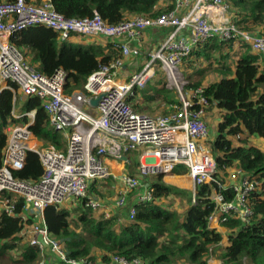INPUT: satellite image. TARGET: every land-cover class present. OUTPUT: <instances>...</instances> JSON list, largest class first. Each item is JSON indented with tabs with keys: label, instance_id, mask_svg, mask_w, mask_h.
Here are the masks:
<instances>
[{
	"label": "built area",
	"instance_id": "obj_1",
	"mask_svg": "<svg viewBox=\"0 0 264 264\" xmlns=\"http://www.w3.org/2000/svg\"><path fill=\"white\" fill-rule=\"evenodd\" d=\"M171 5L173 9L157 17L131 15L120 23L108 24L95 11L90 17L66 18L54 9L51 0L0 3V92L12 83L16 87L14 104L17 94L38 98L49 125L61 134L65 146L64 151H56L43 145L30 130L34 112L17 114L15 106L12 117L25 116L27 123H10L2 130L6 143L0 166V213L19 217L21 235L39 250L35 264H47L49 255H55L57 264H91L87 258L67 257L61 241L50 236L43 219L47 206L66 208L81 202L92 211L104 209L107 219L116 216L118 223L124 218L133 221L136 204L157 201L149 177L162 176L163 184L190 193L192 204L199 188L206 186L210 191L205 198L214 204L207 223L210 230H220L230 219L240 220L244 226L251 220L250 199L261 191L263 181L239 167H218L214 154L197 143L209 137L207 109L215 103L204 96L205 87L184 88L180 67L196 50L212 42L225 47L239 43V47L264 56V17L259 33H254L242 30L227 12L228 0H173ZM33 26L53 30L59 43L73 36H102L112 42L118 56L99 65L81 89L67 93V73L62 68L45 75L11 43L13 34ZM146 30H162L164 35L152 50L146 47L142 51ZM140 58L141 68L127 81L117 79L120 74L123 77L130 59ZM154 68L177 93L166 113L158 116L138 112L127 100L135 88L151 83ZM100 95L97 107H92L90 100ZM27 152L38 156L43 169L36 180L15 175L23 170ZM129 152L137 153L133 162L128 160ZM125 163L135 165L138 175L127 171ZM179 166L188 173L173 174ZM168 177H184L185 181L174 185L166 181ZM110 179L119 189L107 204L91 190L93 184ZM229 193L233 197L226 200ZM110 264L145 263L113 255Z\"/></svg>",
	"mask_w": 264,
	"mask_h": 264
},
{
	"label": "trees",
	"instance_id": "obj_2",
	"mask_svg": "<svg viewBox=\"0 0 264 264\" xmlns=\"http://www.w3.org/2000/svg\"><path fill=\"white\" fill-rule=\"evenodd\" d=\"M3 1L15 0H0V3ZM228 1L235 8L246 11L249 23L253 21L248 28L260 25L264 17V0ZM156 2L157 0H51L54 9L66 18L90 17L95 11L108 24L120 23L131 15L157 17L160 12L155 9ZM173 8L174 5H171L169 10ZM11 43L22 50L45 75H51L62 68L67 73V93L81 89L87 77L99 65L107 64L118 56L112 44L107 45L109 52L105 54L102 48L95 45L59 43L57 34L44 26H33L13 34ZM215 44L218 45L217 42ZM208 45L211 43L202 47ZM201 48L197 50L198 53L195 51L193 54L200 56L203 50ZM260 58L262 67L258 63ZM8 86L9 88L0 92V166L6 143V135L2 131L4 126L10 123L22 125L28 121L25 116L20 119L12 117L16 87L12 83ZM198 87L201 84L189 85L193 89ZM204 96L223 111L212 151L218 167H239L263 181L261 191L253 193L250 199L253 210L251 220L245 226L235 219H230L225 224L233 229V234L229 236L226 247L221 250L219 259L221 264H243L244 260L247 264H264V152L254 146L234 147L228 138L246 132L250 136L264 139V56L249 52L242 54L236 61L234 77L223 78L205 87ZM150 99L153 100L154 97ZM21 109L24 113L35 114L30 125L35 138L46 142L56 151L64 150L62 136L48 125L38 98H24ZM209 134H212L210 125ZM177 168L180 167H176L173 174H186ZM42 172L38 156L27 152L23 170L15 175L21 179L36 180ZM181 178L183 177H168L166 181L175 185ZM183 180L185 181H181ZM148 183L157 201L136 204L134 220L121 227L119 232H113L111 228L113 223L119 224L116 216L109 219L100 216V219L93 221L88 213L89 209H85L81 202L72 209L47 206L43 211L47 231L50 236L61 241L67 257L87 258L91 264H110L113 255H121L127 259L139 258L145 264H175L176 259L183 257L190 264H207L210 247L222 241V235L208 229L207 225L214 208V204L205 198L210 190L206 186L200 187L196 203H191L180 216L175 211L168 210L162 200L167 201L182 192L191 196L190 193L163 184L162 176L153 177ZM94 187L95 184L92 185ZM227 195L226 200L232 199L233 194ZM18 211L20 205L17 213ZM71 211L79 214L74 228L70 219ZM30 222L28 220L26 224L29 225ZM21 230L22 222L19 217L0 213V259L11 251L19 250V264H35L39 259V250L29 244L21 235ZM87 237L91 238V242ZM93 248L105 254L97 260L91 255ZM49 259L47 264L50 263Z\"/></svg>",
	"mask_w": 264,
	"mask_h": 264
},
{
	"label": "rangeland",
	"instance_id": "obj_3",
	"mask_svg": "<svg viewBox=\"0 0 264 264\" xmlns=\"http://www.w3.org/2000/svg\"><path fill=\"white\" fill-rule=\"evenodd\" d=\"M172 2L173 0H157L155 4V9L161 14L162 12L167 11V9H169ZM227 12L233 17L234 20L238 21L240 28L244 31L247 30L251 31L256 27L260 26L255 24L252 25L250 28H248L251 25V23H253V21L251 20V23H249L250 20H247L248 18L246 15L247 14L246 11L235 8L231 3H230V8L227 10ZM94 38L95 37H93L92 39ZM83 39L90 40V38H83ZM105 40H107L108 43L110 41L108 39ZM153 44L154 46H156L155 43ZM153 44L151 43L149 46H147L146 50H152ZM239 46H240L239 43H234L231 45V47H225L222 45L221 46L216 45L215 42H212L210 46L208 45L206 47L201 48V50L202 49L203 50L200 53V56L194 55L195 53H198V51L196 50V52L192 54L191 57H189L180 67V77L181 80L184 82V88L189 89V85L196 83L201 84V87H207L210 84L216 83L223 78H227V77L233 78L234 71L236 68V61L238 57H240L241 53L244 54L250 52L249 48L244 46L243 47H239ZM145 47H146V42L142 44V51H144ZM108 52H109V47H108ZM134 60L138 64V67L141 68L143 64L142 59L140 58ZM258 63L262 67L261 58L258 60ZM136 70L137 69L133 70L131 73H127L125 71L122 74L123 77L120 74V77H117V79L127 81L128 77ZM155 73H156L155 77L152 79L149 85H147L145 88L142 89L135 88L134 96L129 97L127 99L128 103L131 106H133L138 112L142 114H148L151 116H158L165 114L168 105L176 99V95H177L175 89H170L169 87L166 86V81L163 73L157 70H155ZM260 91L261 90H259V92ZM16 97H17L16 98L17 101L15 103V111L17 112V114H21L22 113L21 101L23 102L24 98L21 97L19 94H17ZM150 97H154V99L151 100ZM40 106L42 109L41 101H40ZM207 112L209 114L207 123L210 125L212 134H209V137L207 139L197 140V143L202 144L203 146H205L206 150L212 152L215 135H217V126L222 121L223 111L218 109L215 105H211L209 109H207ZM228 138L232 141L234 147L254 146L261 149V151L264 152V139L250 136L246 132ZM42 144L49 146V144H47L44 141H42ZM136 154L137 153L135 152H129L127 155L128 160L133 162L134 158L136 157ZM125 166L127 167V171H129L131 174L138 175V169L135 165H130L128 163H125ZM177 170L182 171L183 173L185 172L186 174L188 173V170L184 169L183 167L177 168ZM152 178L153 177H149L148 181H151ZM181 180L182 179H178V182L175 185L181 183ZM107 181L104 182L107 184H95V187L91 191H93L96 194V196L101 198L102 201H104L107 204H110L111 201H113V197H115L116 192L119 189V186L112 179ZM182 193H180V195L177 196H172L165 203L166 208L168 210L175 211L180 216L183 215L184 211L192 203L190 200L191 196ZM97 212L98 210H96V212L89 210L88 212L90 214V217L93 219V221L100 219V216H98ZM78 216L79 214H77V211L70 212L71 222L73 221L74 223L72 225L73 226L72 228L76 226ZM128 224H130V222L126 218H124L123 221L119 224L113 223V227L111 225V228L113 232H119L121 227H124ZM218 231L222 235V241L218 245H214L210 247L209 255L207 258V264H221V261L219 259L221 250L223 249V247H226V245L228 244L229 236L233 234V229H230L227 225L222 226V228ZM86 239L91 242L90 237H87ZM19 252H20L19 250H15L3 256L0 259V264H19L18 263ZM102 254H105V252L97 248L92 249L91 255L95 256L97 260L100 259ZM47 258L48 259L50 258L49 259L50 263L52 262L54 264L56 261L55 255H49ZM175 262H176L175 264H190L188 259L185 257L178 260L176 259ZM169 264H174V263L170 262ZM243 264H247V262L244 260Z\"/></svg>",
	"mask_w": 264,
	"mask_h": 264
},
{
	"label": "crops",
	"instance_id": "obj_4",
	"mask_svg": "<svg viewBox=\"0 0 264 264\" xmlns=\"http://www.w3.org/2000/svg\"><path fill=\"white\" fill-rule=\"evenodd\" d=\"M253 32L254 33H259V26L256 27L255 29H253ZM163 35H164V32L162 30H146L144 35H143V41L146 42V47L149 46L151 43H158L161 41V39L163 38ZM69 43H72V44H83V45H95V46H98V47H101L103 48L104 50V53L106 54L108 52V47L107 45L108 44H112V42L105 40L104 38L102 37H95L94 39H90V40H87V39H83L81 37H70L69 40L67 41ZM113 45V44H112ZM154 45V44H153ZM145 47V48H146ZM251 54H254L256 55L255 53H252L251 51L249 52ZM242 55V53L240 54V56ZM239 58V57H238ZM133 61V62H132ZM128 65L125 66V71L127 73H131L133 70L135 69H138V64L135 62V60L133 59H130L129 62L127 63ZM149 85V84H148ZM24 98V97H23ZM21 104H22V101H21ZM183 175H186V174H183ZM108 182V181H107ZM98 184H107V183H104V182H100ZM101 199V198H100ZM79 202H76L70 206H67L66 208L68 209H72L76 206H79ZM82 204V203H81ZM83 206V205H82ZM85 208V207H84ZM86 209V208H85ZM104 210V209H103ZM103 210L101 211H98L97 214L98 216H104L105 218V215H104V212ZM93 212H96V211H93ZM103 212V213H102ZM107 219V218H106ZM50 262V261H49ZM51 264V263H50ZM54 264H57V262H55Z\"/></svg>",
	"mask_w": 264,
	"mask_h": 264
},
{
	"label": "water",
	"instance_id": "obj_5",
	"mask_svg": "<svg viewBox=\"0 0 264 264\" xmlns=\"http://www.w3.org/2000/svg\"><path fill=\"white\" fill-rule=\"evenodd\" d=\"M100 98H101V95L98 96V97L95 98V99H91V100H90V105H91L92 107H97V104H98ZM121 160H122V161H125L126 158H125V157H122Z\"/></svg>",
	"mask_w": 264,
	"mask_h": 264
},
{
	"label": "bare ground",
	"instance_id": "obj_6",
	"mask_svg": "<svg viewBox=\"0 0 264 264\" xmlns=\"http://www.w3.org/2000/svg\"><path fill=\"white\" fill-rule=\"evenodd\" d=\"M181 179H185V178L183 177V178H181ZM182 182H183V181H181V183H179V184L181 185V184H182Z\"/></svg>",
	"mask_w": 264,
	"mask_h": 264
},
{
	"label": "clouds",
	"instance_id": "obj_7",
	"mask_svg": "<svg viewBox=\"0 0 264 264\" xmlns=\"http://www.w3.org/2000/svg\"><path fill=\"white\" fill-rule=\"evenodd\" d=\"M36 66V65H35ZM219 232V231H218Z\"/></svg>",
	"mask_w": 264,
	"mask_h": 264
}]
</instances>
